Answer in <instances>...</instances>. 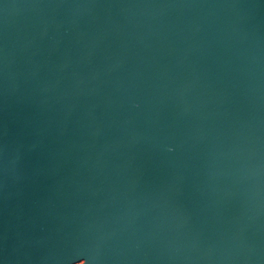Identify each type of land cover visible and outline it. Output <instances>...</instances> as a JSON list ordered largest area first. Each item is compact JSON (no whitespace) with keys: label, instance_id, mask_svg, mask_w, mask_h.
<instances>
[{"label":"water","instance_id":"water-1","mask_svg":"<svg viewBox=\"0 0 264 264\" xmlns=\"http://www.w3.org/2000/svg\"><path fill=\"white\" fill-rule=\"evenodd\" d=\"M0 264H264V0H0Z\"/></svg>","mask_w":264,"mask_h":264}]
</instances>
